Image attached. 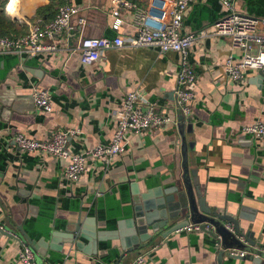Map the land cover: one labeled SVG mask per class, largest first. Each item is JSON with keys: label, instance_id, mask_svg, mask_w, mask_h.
I'll return each mask as SVG.
<instances>
[{"label": "crops", "instance_id": "1", "mask_svg": "<svg viewBox=\"0 0 264 264\" xmlns=\"http://www.w3.org/2000/svg\"><path fill=\"white\" fill-rule=\"evenodd\" d=\"M129 1L161 17L173 6V0ZM60 5L75 6L78 13L73 28L55 38V51L36 57L0 55V224L12 231L22 227L31 240L48 244L34 250V264H217L213 241L199 233L178 232L131 252L123 249L119 236L105 237L96 254L87 239H78L83 245L79 251L62 235L78 221L95 225L100 234H118V222L127 231L134 192L168 186L185 155L206 205L235 218L242 214L240 226L257 232L264 226V139L244 135L241 129L264 122V78L249 71L239 82L230 81L225 60L229 54L239 60L241 51L232 49L228 38H197L188 51L196 74L194 98L190 114L178 123L176 53L120 47L104 51L91 65L80 62L76 48L82 38L133 35L130 12H121L118 31L112 28L110 0H0L6 35L27 34L36 23L50 21ZM234 6L240 13L264 18V0H234ZM226 13L221 0H197L187 9L180 33L210 32ZM34 88L49 92L51 112L34 105ZM136 89L155 113L172 121L128 134L123 155L89 159L78 182L64 177L66 159L21 152L14 144L18 133L39 141L67 133L68 153L73 154L108 144L116 126L113 115ZM22 244L0 234V264H21ZM89 248L91 254L84 253ZM139 257L141 263L136 262ZM223 264L258 263L225 258Z\"/></svg>", "mask_w": 264, "mask_h": 264}, {"label": "built area", "instance_id": "2", "mask_svg": "<svg viewBox=\"0 0 264 264\" xmlns=\"http://www.w3.org/2000/svg\"><path fill=\"white\" fill-rule=\"evenodd\" d=\"M197 0H173V6L166 17L152 15L145 9L137 7L129 0H110V15L113 18L112 28L118 31L123 23L121 12H130L133 15V35L123 37L117 35L114 39L82 38L76 50L80 55V62L91 65L97 62L102 53L108 49L120 47H148L159 52H174L179 56L175 105L180 113L187 117L190 114L189 103L194 98L191 89L196 74L189 62V48L197 38L209 36L224 37L230 40L232 49L240 50L239 60L229 54L224 63V71L230 81L236 83L244 78L249 71L264 73V18H256L238 12L234 0H221L227 13L218 19L210 32L204 30L181 35L183 18L187 9ZM78 9L72 5H60L55 16L44 24L36 23L25 35L12 34L0 36V55H26L36 57L57 49L55 38L68 33L72 28V18ZM82 22V20H80ZM50 44H47V43ZM34 105L44 112L53 109L49 92L46 89L34 88L32 91ZM115 131L111 141L99 145L83 153H68L67 133H56L47 140H35L18 133L14 137V144L21 152H36L44 155L66 159L64 177L72 182H78L87 170L88 160L111 159L126 153L128 134H143L162 124L170 123V117H163L155 113L148 104L146 97L134 90L126 94L121 103V109L115 113ZM244 135L256 139H264V122L257 121L241 129ZM0 224V229H2ZM205 229H209L208 226ZM178 232L200 233L199 224H190ZM234 251L232 254L236 255ZM21 264H34L35 253L26 244H22L18 253ZM142 257L136 262L141 263Z\"/></svg>", "mask_w": 264, "mask_h": 264}, {"label": "water", "instance_id": "3", "mask_svg": "<svg viewBox=\"0 0 264 264\" xmlns=\"http://www.w3.org/2000/svg\"><path fill=\"white\" fill-rule=\"evenodd\" d=\"M264 78V73L259 72ZM178 123L185 120L180 114ZM186 155L182 158L181 166L170 183L161 184L159 187L149 189L145 193L134 192V205L131 221L127 231L122 223H117V231L100 234L95 225L93 228L86 223L78 221L74 228L62 235L68 245H73L79 251L83 247L78 241L80 237L87 239V246L96 254L99 242L105 237L119 236L124 250L132 251L140 247L150 246L156 242L166 241L170 236L178 233V230L190 225L199 224L200 233L211 238L214 250L217 253V264H223V260H255V263L264 264V226L257 232L244 230L240 225L242 214L238 218L231 214H220L206 205L205 197L200 190L195 172L189 170ZM138 196V197H137ZM208 226L209 229H205ZM0 234L17 242H25L31 249L37 250L48 247L44 241H33L17 227L16 231L8 230L2 225ZM130 227V228H129ZM117 234V235H116ZM90 248L87 254H91ZM95 249V250H94ZM238 252L236 255L232 252ZM42 252V251H41ZM41 256L46 253H40Z\"/></svg>", "mask_w": 264, "mask_h": 264}, {"label": "trees", "instance_id": "4", "mask_svg": "<svg viewBox=\"0 0 264 264\" xmlns=\"http://www.w3.org/2000/svg\"><path fill=\"white\" fill-rule=\"evenodd\" d=\"M8 23H6L4 15H3V11L0 10V36H4L6 34H8V32H6V27H7Z\"/></svg>", "mask_w": 264, "mask_h": 264}]
</instances>
